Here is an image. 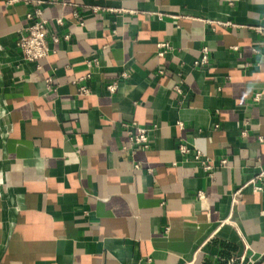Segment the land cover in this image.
<instances>
[{
  "label": "crops",
  "instance_id": "1",
  "mask_svg": "<svg viewBox=\"0 0 264 264\" xmlns=\"http://www.w3.org/2000/svg\"><path fill=\"white\" fill-rule=\"evenodd\" d=\"M257 27L264 0H0V264H264Z\"/></svg>",
  "mask_w": 264,
  "mask_h": 264
},
{
  "label": "built area",
  "instance_id": "2",
  "mask_svg": "<svg viewBox=\"0 0 264 264\" xmlns=\"http://www.w3.org/2000/svg\"><path fill=\"white\" fill-rule=\"evenodd\" d=\"M19 0H9V3H14ZM28 18L32 21L31 25L25 30V32H22L18 38L17 46L19 51L22 54L23 59L26 62L35 63L37 65H40L42 62L46 61L51 53V49L49 47L48 43V22L42 17V12L37 10L33 14H29ZM257 32L263 33L264 28L263 27H257L255 29ZM55 42H58V38H53ZM167 45L161 44L160 45V51L158 53L159 56H163L162 50L166 48ZM209 50L208 48H203L201 50V57L200 60L197 62V65L199 66H205L210 63V56H209ZM39 67V66H38ZM91 75L87 74L85 79H90ZM127 74H123L121 79H128ZM52 79L48 78L46 80V83H51ZM119 81H115L110 83L107 86V91L112 95L115 94L118 90ZM81 94H87L89 92V89L87 87H82L80 89ZM259 96H257L258 100ZM136 133L133 136V141L135 144L139 147H142L144 149L149 148V130L146 128L141 127H135ZM180 151L183 155H189L190 151L186 148V146L182 145L180 147ZM194 160L198 162L205 171L210 172L213 169V165L207 158L204 157V155L200 152L194 154ZM223 164L225 162H222ZM257 178H264V170L260 173V175ZM257 178L251 180L249 184L253 185L256 183ZM201 196V195H200ZM246 260V256H235L232 258L229 262V264H236L239 262V264L244 263Z\"/></svg>",
  "mask_w": 264,
  "mask_h": 264
}]
</instances>
